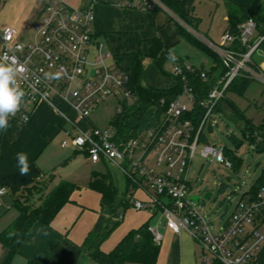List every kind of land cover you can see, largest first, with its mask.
I'll return each mask as SVG.
<instances>
[{
    "label": "built area",
    "instance_id": "1",
    "mask_svg": "<svg viewBox=\"0 0 264 264\" xmlns=\"http://www.w3.org/2000/svg\"><path fill=\"white\" fill-rule=\"evenodd\" d=\"M122 6L139 7L147 10L166 9L162 0H122ZM95 14L93 11L80 12L63 0H50L44 13L33 25L34 37L25 42L19 37L15 26H6L0 31V58L15 59L23 65L25 72L18 75L19 86L24 90L21 108L9 117L27 122L36 106L41 101H48L60 108L53 100L59 94L68 100L83 119L90 120L93 111L110 97L118 101L116 113H122L124 104L132 107L137 96L129 88L130 71L127 64L116 57L106 44L97 39L94 31ZM188 31L216 52L226 67V72L210 90L204 105V115L195 126L188 114L195 105L193 86L189 76L198 74L199 67L182 60L176 62L172 75L180 77L183 93L170 102L161 99L160 106L153 105L149 125L137 131V135L128 139L118 136L117 130L102 129L96 125L83 127L75 125L76 134L67 133L75 150L82 151L94 163L113 162L127 176L129 187L127 197L138 210L162 212L166 223L176 233L188 231L202 247V260L212 264H252L256 252L264 243V228L259 219L264 216V185L255 197L250 194L242 198L232 215L215 227L206 220L189 191V166L197 150L205 158L212 157L232 167V162L225 156L224 149L200 141L205 128L210 122L217 105L238 76L259 79L264 82V70L253 59L257 52H262L258 45L260 37L245 53L230 46L236 36L226 30L219 43L197 34L187 24ZM239 39L244 45L254 36L256 22L253 18L239 25ZM113 61H109V60ZM256 63L260 71L251 67ZM59 78H49L45 74ZM203 79L206 71L199 72ZM186 97L188 101L184 99ZM161 109V110H160ZM70 140H63L62 147H69ZM258 143H264L262 136H257ZM138 192L145 197L137 196ZM8 190L0 188V195ZM155 242L159 243L162 235L157 225H150Z\"/></svg>",
    "mask_w": 264,
    "mask_h": 264
},
{
    "label": "rangeland",
    "instance_id": "2",
    "mask_svg": "<svg viewBox=\"0 0 264 264\" xmlns=\"http://www.w3.org/2000/svg\"><path fill=\"white\" fill-rule=\"evenodd\" d=\"M190 12L198 20V26L195 31L206 39L219 43L224 31L228 24V14L223 0H216V3L206 5V3H195V6H190ZM98 27V26H97ZM98 29H100L98 27ZM162 35L159 37L163 43L170 47L174 53L172 58H168L162 64V69L154 61L146 56L147 42L142 34L137 32L129 33L125 38L117 36L112 38L108 36L112 42V49L115 53L131 54L138 50L143 55V62L146 68V79L144 84H149L158 88H168L174 84V79L171 77L173 67L178 60L187 61L198 67H205L211 69L215 64L214 56L204 48L202 45L196 44L185 36V29L181 23L179 25L174 21L172 24H163L161 26ZM35 29L32 28L20 37L25 42L34 37ZM100 41L106 40L105 36L99 37ZM201 40V38H200ZM203 41V40H202ZM121 42V43H120ZM120 43V44H119ZM114 53V54H115ZM129 58L131 57L130 55ZM264 58L261 54H255L254 60ZM128 58V57H127ZM110 62L113 60H109ZM186 101L189 100L184 97ZM54 102L65 112L67 115L77 120L83 127L88 125H96L102 129L115 130L116 127L110 121L116 116V107L118 101L115 97L108 98L105 102L101 103L92 113L91 119H83L78 115L68 104L64 103L59 98L53 99ZM230 103L236 105L240 110L246 112V116L250 118V125L257 128L264 124V82L259 79L250 81L248 88L241 94L231 91L227 94L221 103L222 111H215L211 117L213 121L212 128L209 122L205 128L207 136V143L217 146L219 149L226 148L228 159L234 160V166L229 167L221 162H215L212 157L205 158L197 150L194 157L190 161L189 166V191L190 196L200 195L199 204L197 206L199 212L205 216L206 220L218 227L221 221H225L236 210L244 192L250 190L264 176V149L257 150L251 139L245 136V132L240 125L244 123L240 120L239 123L235 118L230 116L233 112L230 108ZM191 106V102H189ZM48 106V105H47ZM36 118L37 132H42L41 141L43 155L42 158H58V161H63L68 158V161L62 163L58 167V172L61 177L76 183L80 186L75 193L74 199L71 202L84 203L89 207V212H97L100 204V194L97 190L89 186V179L93 171L110 172L115 186L120 192H125L129 186L126 174L113 162L107 161L106 164L99 162H92L86 154L82 151L75 150L71 145V140L66 131L76 134L74 125L65 121L59 114H56L51 107H42L38 111ZM229 114H227V113ZM150 112L139 120V131L142 132L150 122ZM33 122V121H31ZM256 132V131H255ZM235 134L242 141L236 145L229 135ZM142 136L146 134L143 131ZM63 140H70V146L63 148L61 142ZM205 143V142H203ZM54 174L41 179L38 184V189H33V194L29 195L27 188H17L14 193V201L20 205H28L35 208L44 200L45 196L52 189L54 183ZM211 193L208 198H204L205 194ZM29 197L28 200L25 198ZM1 200V199H0ZM1 202V201H0ZM97 206V207H96ZM5 207H0V211H5ZM144 210L136 209L131 203L125 212V217L132 216V214L142 213ZM17 213L18 210L14 203L8 214ZM88 214L86 218H91ZM124 221L111 232V234L118 228L126 225ZM111 234L104 240L106 241ZM191 235V234H190ZM192 237V236H191ZM200 251V264H212V257L210 254V262L204 263L202 260V247L197 242ZM99 264L94 259L86 257L84 264Z\"/></svg>",
    "mask_w": 264,
    "mask_h": 264
},
{
    "label": "crops",
    "instance_id": "3",
    "mask_svg": "<svg viewBox=\"0 0 264 264\" xmlns=\"http://www.w3.org/2000/svg\"><path fill=\"white\" fill-rule=\"evenodd\" d=\"M49 1L50 0H0V31L6 26L12 25L18 29L19 37H24L25 34L33 28L34 22L42 16ZM63 1L80 12H94L95 36L100 40L99 37L104 35L106 38L104 43L112 51V42L109 40L108 36L115 38L119 35L125 38L129 33L137 32V34L143 33L142 36L146 38L145 41L151 37H158L161 40L159 37L162 35L161 26L163 24L173 25L174 21L179 25L182 23L183 27L187 31L189 30L187 24L168 7L166 9L157 8L155 10H147L139 7H125L121 5L122 0ZM184 1L185 10L187 14H189L188 18L195 27L198 26V20L193 13L190 12V6H195L197 1L206 3V5L216 3V0ZM97 26L100 29H98ZM171 53L174 55L172 51ZM259 54L264 56V52L258 51L257 55ZM122 55H124V59H126L128 57L127 55L130 54ZM257 61L264 70V58L258 57ZM55 98H59L64 103L68 104L80 116L79 112L68 100L59 94H54L53 99ZM47 105L65 121L71 122L74 127L77 124L80 125L77 123L76 119L63 112L57 104L56 105L61 111L48 101H41L36 106L27 122L9 117L8 129L6 131H0V188L5 187L8 190L7 194L0 195V207H5L6 209L5 211H0V231L18 216L16 215L17 213L7 215L8 209H10L12 203H14L12 190L15 187L31 181L41 180L53 173L55 176L53 188L57 182L63 178L58 172V167L63 162H67L68 158L63 161H58V158L55 157L50 158V155L49 157L42 158L44 150L42 149L43 143L41 141L42 132H37L34 129L36 128V118L38 117L39 109L48 107ZM68 132L69 131H66V133ZM21 152L27 154L30 168L28 174L23 176L19 173L17 161V153ZM74 193L71 197V201L74 199ZM137 196L141 198L145 197L142 192H138ZM71 201L61 209L51 224L47 225L38 221L32 225L28 235L20 246L19 254L13 258L11 264H26L28 259L36 260L42 264H84L85 258L90 256L83 250L82 244L99 218L101 212V194L100 204L95 213L89 212L87 209L94 207ZM88 214L91 215V218H86ZM124 219L126 220V225L121 228L118 227L106 241L102 242V250L109 252L129 230L139 228L144 223L149 222L150 225H157V229L162 235V239L158 243L160 247L159 256L154 264H200V251L197 241L186 230L176 233L169 228L166 223V217L162 212L156 211V209L144 210V212L132 214V216H128V218H126L124 214L123 221ZM259 224L264 228V221L262 222L261 218L259 219ZM7 254L8 249L0 242V264H3ZM124 264L145 263L126 262ZM252 264H264V243L256 252Z\"/></svg>",
    "mask_w": 264,
    "mask_h": 264
},
{
    "label": "trees",
    "instance_id": "4",
    "mask_svg": "<svg viewBox=\"0 0 264 264\" xmlns=\"http://www.w3.org/2000/svg\"><path fill=\"white\" fill-rule=\"evenodd\" d=\"M162 1L186 24L194 29L196 28L188 18L189 14H187L185 10L184 0ZM224 4L228 14L227 30L237 37L230 47L238 52L245 53L249 50V46L253 45L260 37H264V0H224ZM249 18L255 20L256 30L254 36L249 40L248 45H244L239 39V25L247 21ZM183 32H185V36H187L192 42L207 48L215 58V64L211 69L199 67V72L206 71V79H203L199 72L198 74L189 76V83L194 89L195 105L188 116L192 119L195 126H198L205 112L202 102L206 100L210 90L226 72V67L220 56L204 42L199 40L186 29H183ZM146 42L148 45L146 56L162 69L164 61L174 56L170 51V47L166 46L158 37L148 38ZM258 48L264 52V38L261 40ZM130 56V58L128 56V58L124 59V55L116 54V57L120 58L127 64L130 71V81L128 86L138 99L132 107H128L124 104L123 112L120 114L116 113V116L110 121V123L116 127L118 136L124 139L137 135L139 128L138 122L151 106H160L161 99L170 102L183 93V82L181 78L175 77L172 74L171 77L174 79V84L171 87L158 88L149 84H144L146 79V68L143 62L142 53L138 50L130 54ZM181 61L182 60H178L177 62ZM249 65L259 71L261 70L254 62H249ZM253 80V78L245 76L236 77L230 84L225 97L231 91L238 94L243 93L248 88L250 81ZM222 101L217 105L215 111L225 112L221 109ZM230 108L233 115L226 113L235 118L238 123V120L242 121L244 125L240 126L243 128L245 136L251 139V142L255 145V149L263 150L264 143H258L256 137L262 136L264 138V124L255 128L250 125L251 120L246 116L244 110H240L236 105L231 103ZM210 127L212 128V125ZM229 137L236 145L242 141L235 134H231ZM200 141L207 142V136L205 133L201 134ZM224 153L225 156L228 154L226 148L224 149ZM231 162L233 167L235 164L234 160ZM40 181L41 180L28 182L15 187L12 191L14 193L17 188L25 187V189L27 188L26 191H28V194L32 195L34 188H36V192L41 190L40 188L38 189ZM263 185L264 176L254 184L250 190L244 192L243 196L247 193L255 197ZM89 186L101 194V212L93 229L88 233L82 244L83 250L99 264H124L126 262L145 264L156 263L160 247L159 244L155 242L153 234L149 229V222L144 223L139 228L129 230L109 252L101 249L102 242L122 222L123 216L131 204L127 197L129 186L125 192H120L115 186L110 172L105 171H93ZM78 188L79 185L76 183L62 178L49 191L40 205L35 208H31L28 205H20L14 201V205L18 210V216L0 231V242L8 249V254L3 264H11L13 258L19 254L20 246L28 235L32 225L38 221L47 225L51 224L61 209L71 201L73 193ZM25 199L28 200L29 197H26ZM261 220L262 222L264 221V216H261ZM26 264L42 263L33 259H28ZM214 264L220 263L216 262Z\"/></svg>",
    "mask_w": 264,
    "mask_h": 264
},
{
    "label": "clouds",
    "instance_id": "5",
    "mask_svg": "<svg viewBox=\"0 0 264 264\" xmlns=\"http://www.w3.org/2000/svg\"><path fill=\"white\" fill-rule=\"evenodd\" d=\"M23 65H18L15 59L9 62L8 57L0 58V131H6L9 127V116H14L21 108L24 90L19 86L17 77L25 72ZM49 78H59V72L55 75L46 73ZM17 161L20 175H27L30 168L26 153H17Z\"/></svg>",
    "mask_w": 264,
    "mask_h": 264
},
{
    "label": "water",
    "instance_id": "6",
    "mask_svg": "<svg viewBox=\"0 0 264 264\" xmlns=\"http://www.w3.org/2000/svg\"><path fill=\"white\" fill-rule=\"evenodd\" d=\"M210 195H211V193H207V194H205L204 198H208ZM200 197H201L200 195H192L191 199L194 200L196 202V204L198 205L199 201H200Z\"/></svg>",
    "mask_w": 264,
    "mask_h": 264
}]
</instances>
